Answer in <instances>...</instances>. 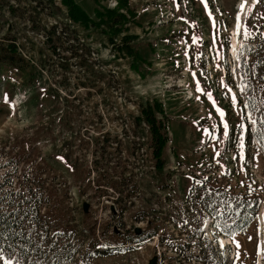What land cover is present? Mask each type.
I'll use <instances>...</instances> for the list:
<instances>
[{
  "label": "rangeland",
  "instance_id": "1",
  "mask_svg": "<svg viewBox=\"0 0 264 264\" xmlns=\"http://www.w3.org/2000/svg\"><path fill=\"white\" fill-rule=\"evenodd\" d=\"M75 1L95 22L97 8L119 2ZM127 1L130 16L114 32L74 22L63 0L53 10L0 0V46L16 42L44 87L27 96L22 73L0 66V181L12 175L18 186V175L37 167L65 221L123 246L100 264H206L211 255L215 264H264V143L249 137L248 115L257 120L247 86L255 80L239 61L245 42L264 37V0H247L243 10V0ZM53 25L62 38H46ZM128 41L140 64L121 49ZM153 97L170 115L162 175L136 120L139 103ZM203 182L208 193L258 196V216L234 238L215 234L212 217L190 198ZM192 201L187 222L180 209ZM155 230L125 247L133 232L142 239Z\"/></svg>",
  "mask_w": 264,
  "mask_h": 264
},
{
  "label": "trees",
  "instance_id": "2",
  "mask_svg": "<svg viewBox=\"0 0 264 264\" xmlns=\"http://www.w3.org/2000/svg\"><path fill=\"white\" fill-rule=\"evenodd\" d=\"M33 1L37 2L39 7L44 5L49 10L54 8V0ZM63 2L68 7L69 18L74 22L86 26L93 23L99 26L106 25L107 28L114 29V32H118L121 29L120 22L123 23L127 20L126 16H130L126 10L128 9L127 0H119L117 7H105L104 10L97 8L96 15L99 18L97 22L75 0H63ZM51 33L59 39L62 38L60 30L55 25L47 32V39L52 38ZM250 42H252L250 51L246 52L241 62L245 63L244 71H249V77L255 80L249 83L247 91L251 94L249 105L253 107L257 121L254 131L248 124L247 128L249 137L253 133L255 138L257 136L260 139L259 131H264V123L261 120L264 117V37L258 36ZM121 49L132 54L130 55L133 60L132 64L143 62V57L129 41L125 42ZM0 66L16 68L18 73H22L21 85L26 87L27 96H29L30 88L44 89L42 85H37L41 84V81L33 77L36 67L19 51L16 42L12 41L5 46H0ZM139 68L140 66L136 67V70ZM41 94L42 92L33 94L31 100L36 103ZM227 118L229 120L230 116L227 115ZM136 120L149 131L148 145L155 159V167L162 175L165 165L163 153L170 140V115L165 111L162 101L153 97L139 103V115ZM1 158L3 154L0 152V160ZM7 171L12 173L11 169ZM18 178V186L14 184L15 179L12 175L7 178L4 176L0 181V264H6L8 260H11L12 264H17V262L18 264H100L98 259L119 254L124 250L120 249L123 246L101 244L85 227L77 229L70 223V220L65 221L64 209L52 199L51 192L47 189L37 167L33 166L32 169L24 170V174L18 175ZM191 191L193 192L191 200L194 199V195L199 199V202H196L202 206L206 215L212 217V225L221 226L216 227L215 234L218 235H229V231L234 230L237 233L244 230L258 216L261 207L258 196L252 199L248 197L239 199L217 192L208 193L207 184L204 182L196 186L193 184ZM192 203L194 207L197 206L192 201L191 204H186L180 209L187 215V222L192 220L191 213L194 212ZM233 220H235L234 224H232ZM225 221L232 224V228L228 231L223 229ZM154 232L142 239H140L142 235L133 232L128 237L129 242H124L129 244L125 247L133 246V243L158 234V231ZM194 240L197 238L194 237ZM196 243L197 241L194 242ZM210 248L211 251L214 250V247L210 246ZM173 250L180 253L181 245ZM194 252L191 251V255ZM215 263L214 255L206 260V264Z\"/></svg>",
  "mask_w": 264,
  "mask_h": 264
},
{
  "label": "snow or ice",
  "instance_id": "3",
  "mask_svg": "<svg viewBox=\"0 0 264 264\" xmlns=\"http://www.w3.org/2000/svg\"><path fill=\"white\" fill-rule=\"evenodd\" d=\"M254 2H258V0H254ZM246 3H247V0H243V2L240 4V8H241V10H243V9L245 8ZM237 34H239V32H238ZM249 35H251V33H249V32L247 31V29H245V31H244V36L247 38ZM229 91H231V89H229ZM241 91H242V92L244 91V86H243V85L241 86ZM233 99H235V96H233ZM219 114H220L221 117L224 116V112H223V111H220ZM248 119L251 120V122H252L253 124L256 123L255 120H252L250 114L248 115ZM261 120H262V123H264V117H262ZM225 127H227V125H225ZM259 135H260V139H261V141L264 142V131H259ZM206 223H207V221L205 220V225H206ZM234 223H235V220L232 221V224H234ZM232 224H229L227 221H225V223H224V225H223V229H224L225 231H228L229 229L232 228ZM216 227H221V226H220L219 224H217ZM228 234L231 235L233 238H234L235 235H236V233H235L234 230H233V231H229ZM250 239H251V238H250ZM220 243H221V246H223V241H221ZM237 247H239V243H238V242H237ZM6 264H12V261H11V260H8V261L6 262ZM17 264H18V262H17Z\"/></svg>",
  "mask_w": 264,
  "mask_h": 264
},
{
  "label": "bare ground",
  "instance_id": "4",
  "mask_svg": "<svg viewBox=\"0 0 264 264\" xmlns=\"http://www.w3.org/2000/svg\"><path fill=\"white\" fill-rule=\"evenodd\" d=\"M235 31V30H234ZM235 33V32H234ZM238 45H236V40L234 41V44H233V47H234V50L235 48L237 47Z\"/></svg>",
  "mask_w": 264,
  "mask_h": 264
}]
</instances>
